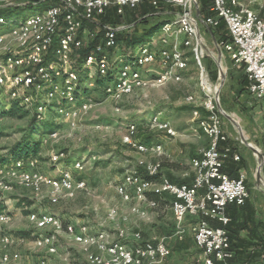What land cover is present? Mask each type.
<instances>
[{
  "label": "built area",
  "instance_id": "2783aa9c",
  "mask_svg": "<svg viewBox=\"0 0 264 264\" xmlns=\"http://www.w3.org/2000/svg\"><path fill=\"white\" fill-rule=\"evenodd\" d=\"M57 1V4L24 19L15 17L7 20L0 16V26L10 25V30L0 33V106H3L0 113L16 104L40 124H44L50 116L55 120L75 121L91 107V100L84 98L86 94H83L84 77L91 87L96 85L97 77L111 76L103 89L113 98L140 89L164 86L180 81L182 72L187 68V58L179 44L191 47L198 60L206 95L203 106L207 115L200 118L198 127L209 139L200 156L192 160L193 181L175 183L161 173L159 162L142 158L124 173L116 190L122 201L131 205V212L142 216L146 215L143 203L152 208L158 206V202L149 199L148 194H155L161 199L170 197L178 236L181 239L184 237L183 223L187 217L194 218L191 231L203 264H229L233 253L229 249L227 226L230 217L227 208L231 204L244 205L250 191L245 171L232 177L224 170L227 160L239 161L241 157L234 153L232 146H222L228 141V135L222 126L209 73L200 58V53L203 54L202 40L199 19L195 16L199 0H167L180 7L176 22L179 28H175L174 22H168L161 29L166 35L161 39L162 44L167 45L171 36L173 48L163 46L161 50H155L154 43H144L136 47L132 59L117 55L111 63L109 54L118 47L117 34L129 29L130 25L108 26L105 27L104 42L97 44L87 55L81 69L77 66V51L95 37L94 32L83 27L84 22H96V18L111 7H116L122 14L125 7H136L142 0ZM160 1L152 0V3L158 6ZM210 2L215 14L202 18V21L208 27L217 26L221 20L226 23L230 39L221 44L222 50L235 64L245 66L250 93L262 99L264 120V15L250 4L242 5L240 0ZM29 3V0H0V9L25 7ZM180 35H184V39L179 43ZM55 39L58 43L51 53ZM156 62L161 64L163 71L154 76L147 75L148 68ZM116 64H119L117 69H111V65ZM81 71H84V76ZM187 101L195 102L194 96H188ZM195 114L198 112L195 111ZM148 125L171 136L177 134L170 122L159 114L152 116ZM137 128L135 123L128 126L125 138L128 145L141 155L162 154L163 145L141 141L137 137ZM46 135L53 137L57 132L53 130ZM64 158V153H57L52 155V162L57 165ZM36 163L33 158L0 165V175L18 179L37 196L48 198L52 204H58L62 198H72L77 191L87 188V181L82 176L85 170L82 158L75 159L72 168L58 169L57 175L38 170ZM27 217L32 225V236L39 246H46L50 254H55V236L43 232L65 231L80 246L88 264H163L169 254L164 240L144 239L140 231L127 226L128 217H119L117 209L109 212V218L114 221L118 218L124 226L119 225L114 234L106 230L91 231L84 224H65L56 214L49 212H30ZM9 220V214H0L1 222ZM26 240L11 233L1 234L3 253L0 264H23L21 253L10 248ZM40 264L54 263L43 258Z\"/></svg>",
  "mask_w": 264,
  "mask_h": 264
},
{
  "label": "rangeland",
  "instance_id": "374dc122",
  "mask_svg": "<svg viewBox=\"0 0 264 264\" xmlns=\"http://www.w3.org/2000/svg\"><path fill=\"white\" fill-rule=\"evenodd\" d=\"M165 1L171 4L167 0ZM240 2L242 5L250 4L258 13L264 10V0H254L251 3L248 0H240ZM47 6L48 2L33 3L30 8L19 7V9L12 12L4 10L2 16L7 20L15 17L24 19L42 12ZM166 7L170 10H179L169 8V6ZM163 17L168 18L170 22H175V28H179L178 23H176L178 18L171 16V14L163 15ZM130 19L131 16L126 14L123 23L130 25L128 32H133L138 26L133 27L132 24H129ZM161 19L159 17L157 20ZM199 27L201 33H208L204 25L201 24ZM8 30H10V25L0 26V33ZM160 32L158 31L157 35ZM183 39V35H180L179 43ZM155 45V50H161L162 46L160 44ZM173 45L174 40L171 38L168 47L173 48ZM179 45L185 54V58H187L188 64L182 72L180 81H172L160 87L140 89L132 94L113 98L105 94L102 85L98 86L96 83L95 86H88L89 82L84 77V88L89 89V93L84 98L91 100V107L88 112L75 121L55 120L54 117L50 116L51 118L49 117L45 123H52L53 130L57 132V135L40 137L36 134L31 137L34 140L41 139L42 141L41 151L35 157L37 160L36 168L46 174L57 175L59 173L58 169L72 168L71 164L75 159H84L85 170L82 176L87 181L86 189L77 191L72 198H62L58 204H52L48 198L37 196L21 184L18 179L4 178L0 175V197L7 205V209L2 213L10 216L9 221H0V235L4 233L21 235L24 232L29 234L24 243L10 248L11 251L16 250L21 253L23 264H40L43 258L54 264H88L86 255L80 246L65 231L46 230L43 232L55 236L53 240L57 248L55 254H50L46 246H39L31 236L33 230L26 211L54 213L65 224H84L89 226L91 231L106 230L114 234L119 225L124 226L118 218L115 221L109 218V212L112 209H117L119 217H128L127 226L133 229L134 223L139 218L136 214L130 212L131 205L122 201L117 194L116 187L122 181L124 173L136 166L139 159L143 158L161 163L165 160V156L164 152L162 154L141 155L132 146L128 145L125 141L128 126L131 123L137 125V137L141 141H143L144 136H152L155 142L164 146L162 138L165 133L150 127L148 123L152 116L168 106L169 100L173 103L168 106L170 110H179V112H174L178 123H185L187 126L191 123L196 128L199 119L207 115L203 106L206 95L201 82L198 60L191 47L186 48L183 43ZM218 47L222 50V45L219 43L216 45L208 34L205 41L202 42L201 62L209 73V82L212 84L214 92L216 93L218 86H221L219 88V101L222 108L226 113L233 116L239 124L241 123L244 130L246 117L249 114L246 107L239 101V97L242 95L238 88L239 84L233 82L231 85L229 70L233 63L224 56L221 59L217 58ZM135 49L136 47L126 49L122 43H119L116 51L109 54L111 63L117 55H124L128 60L132 59ZM216 58L219 59L225 74L223 84L222 77L219 76L220 65ZM118 65H111V69H117ZM159 69L160 72L163 70L161 64L157 63L146 74L149 75L153 71L155 73ZM82 73L83 71H81ZM190 95L194 96L195 102L187 101V97ZM0 109H3L2 105ZM195 111L198 114H195ZM219 114L223 129L230 131L232 135H238L237 127L232 121L220 110ZM31 119L32 115L30 113L25 116L0 113V158L8 155V149L13 144L25 137L29 138L28 135L32 125ZM180 132L186 134V136L181 135V139L186 141L183 143L191 141L200 148H206L209 142L205 133L199 129L197 132L191 130V133L183 130ZM244 135L248 136V133L244 132ZM238 141L240 142V140ZM183 146L178 147L182 149ZM57 153H64L65 158L56 165L52 162V155ZM188 162H191V159ZM257 166V164L254 166V170L250 174V187L253 191H256L257 187H264V179L258 182ZM159 209V212L162 213L161 208ZM162 214H165V210ZM2 253L3 249L0 245V256Z\"/></svg>",
  "mask_w": 264,
  "mask_h": 264
},
{
  "label": "crops",
  "instance_id": "0c3cea01",
  "mask_svg": "<svg viewBox=\"0 0 264 264\" xmlns=\"http://www.w3.org/2000/svg\"><path fill=\"white\" fill-rule=\"evenodd\" d=\"M165 5L169 6V8L172 7L179 10H170ZM157 7L159 9L158 12H156V15H160L162 19H168L163 17V15L171 14V16H175L176 18L179 16L180 7L168 4L165 0H161ZM195 16L199 19L200 25H204L208 31V33L203 34L201 33V28L199 27V36L201 37L202 42L205 41L208 34L211 36L216 45L224 42L223 36L215 32L214 27H208L203 23L200 5L195 7ZM124 18L125 16L123 19ZM96 23L100 24V20L96 21ZM103 26L108 27L111 26V24H105ZM159 31L161 32L158 35L156 33L145 43L152 42L154 43V46H156L155 44H160L162 47H168L172 37H168L170 40L169 43L167 45H163L161 39L166 35L162 32V30ZM217 49V58L219 57V59H221L224 56L230 59L227 53L222 51L219 47ZM219 59H217V62ZM230 61L232 60L230 59ZM157 63L159 62H156L155 64ZM232 63L233 66L229 70L232 81L231 85L233 82L239 84L238 88L242 94L239 97V101L246 107L249 114V116L246 117L244 130L240 123L242 134L247 141L258 149V151L263 155V159H259L256 152L243 142L241 132L233 122L232 123L237 127L238 135H232L230 131L224 129L228 135V141L223 143L222 146H232L234 153L240 155L241 157L239 161H235L232 158L227 160L224 170L232 177H237L240 171H245L247 175L246 182L250 191V197L244 205L231 204L227 208V214L230 217V222L227 226V231L230 237L229 249L233 253L228 262L229 264H264V187H257L256 191L251 190L250 187V174L254 170V166L256 164L258 165L256 172L257 179L259 174L261 179H264V120L261 114L262 99L250 93L248 89L249 81L245 71V66L243 64H235L233 61ZM153 66L148 68L147 72L151 70ZM162 71L163 70H161V72ZM153 72H151L149 76L161 73L160 69L155 73ZM172 104L173 103L170 102V100L167 103L168 106H171ZM168 106L161 109V111L157 112V114H159L163 119L168 120L171 126L177 131V134L175 136H171L165 131H162L165 133L162 139L164 142L163 152L166 165H160V170L163 175L175 183H191L194 178L192 160L199 157L204 148L194 145L191 141L189 143H183L186 141L181 139V135L186 136V134H181L180 131L183 130L191 133V130L197 132L198 129H201L198 126L194 128L191 123H189V126L185 123H178L174 112H179V110H170ZM244 132H247L248 136H245ZM238 140H240V142ZM153 142L155 141L153 140ZM178 146H183L184 148L180 149ZM188 159H191V162H188ZM261 160L263 165L261 166L259 172L258 169L260 167ZM188 165L190 166L189 168L187 167ZM170 202L171 198L166 197L165 199H162V201L155 208L143 203L142 208L146 211V215L142 216L140 214H136L139 220L134 223L133 230L140 231L146 240L165 241L169 249V254L163 264H203L201 252L196 246L194 236L191 231V226L195 219L187 217L184 221L183 226L185 233L184 237L181 239L177 234L178 227ZM159 208H161L162 213H164L165 210V214L160 213ZM213 224L220 225L218 222H213Z\"/></svg>",
  "mask_w": 264,
  "mask_h": 264
},
{
  "label": "trees",
  "instance_id": "16d2710c",
  "mask_svg": "<svg viewBox=\"0 0 264 264\" xmlns=\"http://www.w3.org/2000/svg\"><path fill=\"white\" fill-rule=\"evenodd\" d=\"M29 1L30 3L26 5L25 8L32 7L33 2H38V3L48 2V6L58 3L57 0H29ZM199 5H200L202 18H206L208 16L213 15L214 12L211 10L210 0H199ZM156 8L157 6L153 5L152 0H142V2L136 7L133 8L125 7L124 12L122 14L118 13L116 7L109 8L104 15L98 16L96 18L97 19L96 21L100 20V24L96 22H84L83 27L88 28L90 31L94 32L95 37L92 40H90L83 48L77 51L78 68L79 69L82 68V64L85 58L87 57L88 54L92 52L95 46L99 43L104 42L105 27L103 25L111 24V26H115V27L120 25H125L123 23L124 22L123 17L126 16V14L131 16L129 24H132L133 27L134 26L136 27L138 26V27L133 32H128L130 28L127 30L120 31L117 34L118 45L119 43H122L126 49H134L136 46L144 44L149 38L154 36L159 30H161L166 23L170 22V20L168 19L157 20L160 17V15H156V12H158V9ZM16 9H19V7L0 9V16H2V12L4 10L8 12H12ZM260 14L264 15V10H261ZM214 28H215V32L223 36L224 41L230 39L228 28L224 21L221 20L220 23ZM57 43H58V39H55V42L51 47V53L52 50L56 47ZM84 74L85 73L83 71L81 75L84 76ZM108 78H111V76H109ZM108 78L97 77L96 79L97 85L104 86ZM88 93H89V89L84 88L83 94L87 95ZM1 113H7L11 115L19 114L20 116H25L29 112L19 107L18 105L14 104L9 110H3ZM31 120H32V125L28 135L29 138L25 137L20 141L16 142L15 144H13L8 149V155H6V157L0 158V165L10 164L22 159L23 160L33 159L40 153L42 146L41 139L34 140L31 137L36 134H38L40 137H43L46 134L51 133L53 131V124L52 123L40 124L36 121V118L34 116H32ZM143 142L149 144L152 143L153 142L152 136H148V137L144 136ZM160 165L164 166L166 165V162L163 161L160 163ZM142 173L145 177H147L144 171ZM148 197L151 200L157 201L158 204L162 201V199L155 194H148ZM29 204H31V202H29ZM6 209H7V205L5 204V201L0 197V214L4 212ZM26 213L29 214L30 212L26 211ZM16 236L27 238L29 234L24 232L21 233V235H16Z\"/></svg>",
  "mask_w": 264,
  "mask_h": 264
},
{
  "label": "water",
  "instance_id": "95a60500",
  "mask_svg": "<svg viewBox=\"0 0 264 264\" xmlns=\"http://www.w3.org/2000/svg\"><path fill=\"white\" fill-rule=\"evenodd\" d=\"M218 63H219V61H218ZM219 65H220V70H219V76L220 77H222V84H223V82H224V76H225V74H224V72H223V70H222V67H221V64L219 63ZM221 87V86H220ZM219 86H218V88H217V90H216V93H215V98H216V102H217V105H218V109L222 112V113H224L237 127H238V129H239V131L241 132V136H242V140H243V142H245L249 147H251V149L253 150V151H255L256 152V154L258 155V158L259 159H263V155L258 151V149L256 148V147H254L249 141H247V139L243 136V134H242V130H241V126H240V124H239V122L233 117V116H231V115H229L228 113H226L225 112V110L222 108V106H221V104H220V101H219V97H220V95H219V88H220ZM263 165V162H262V160H261V162H260V167H259V169H258V171L260 172V169H261V166ZM258 172V173H259ZM258 180L260 181L261 180V177H260V174L258 175Z\"/></svg>",
  "mask_w": 264,
  "mask_h": 264
}]
</instances>
